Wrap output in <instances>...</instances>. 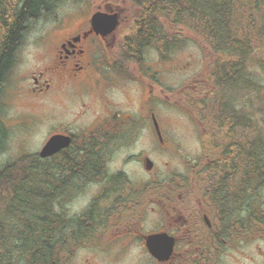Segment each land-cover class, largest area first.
<instances>
[{
  "label": "flooded vegetation",
  "instance_id": "af4514ba",
  "mask_svg": "<svg viewBox=\"0 0 264 264\" xmlns=\"http://www.w3.org/2000/svg\"><path fill=\"white\" fill-rule=\"evenodd\" d=\"M121 1L125 6L133 5L130 0ZM96 11L104 13L106 17L117 14V29L111 33H97L91 20ZM123 12L121 4L107 0L89 11L88 17L76 27L64 25L60 32H53L55 35L34 39L36 43L42 42L49 47L48 55L30 66L22 78L25 85L19 87L16 95H24L28 102L35 105L50 99L49 105L55 111L51 115L49 137L67 136L70 144L49 157L39 158L53 167L54 179H59L62 184L75 181L78 186L88 181L99 183L108 178L111 158L100 151L129 147L137 135L150 133L159 148L166 151L175 144V139L167 134L166 118L163 117L169 100L163 76L168 69L163 64L154 65L147 58H141L135 64L122 61L123 49L127 47V37L130 35L127 29L133 22L130 19L128 24L122 26L125 19ZM113 48L115 54H112ZM95 55H99L101 64L93 63ZM215 75L193 78V83L184 86L180 93L185 95L190 90L193 102L202 105L205 98L212 97L217 87ZM29 81L31 84L26 87ZM135 89L141 98L140 104L137 107L133 104L124 107L121 91L129 95L128 92L134 90L128 97L131 99ZM58 111L62 115L58 116ZM243 115L234 117L231 111L211 110L191 117L196 125L200 157L192 162L186 160L185 173L178 184H171L175 192L169 190L168 175L151 176L149 190L140 194L133 205L138 209L135 219L126 221V217L118 215L127 194L122 192L120 182L115 179L121 172L113 173L108 180L110 190L102 195V201L107 205L112 201L107 208L117 216L114 222L105 223L103 215H107L108 210L104 209L102 213L98 212L102 219L97 229H94L93 223V230L101 231V236L111 234L103 249H125L130 244H139L149 256L147 264H216L219 247L230 245L233 226H237L231 217V192L239 179L247 178L246 158H236V167L230 166L233 133L238 128L242 131L245 125ZM29 117L33 118L31 115ZM239 118L241 123L237 122ZM228 129L232 133L230 137ZM215 135H219L217 139ZM89 156H96L98 160L91 178L83 174L82 167ZM96 209L93 204L87 211L85 208L84 213ZM140 211H143L142 216ZM150 213L156 217L153 223L149 226L141 223L143 215ZM175 214L178 217L171 219ZM162 232L175 238L173 253L166 260L155 257L146 244L148 235ZM95 240L97 238L88 242L94 244Z\"/></svg>",
  "mask_w": 264,
  "mask_h": 264
},
{
  "label": "rangeland",
  "instance_id": "374dc122",
  "mask_svg": "<svg viewBox=\"0 0 264 264\" xmlns=\"http://www.w3.org/2000/svg\"><path fill=\"white\" fill-rule=\"evenodd\" d=\"M110 1L122 5L125 16L122 26L128 24L137 8L125 6L121 0ZM105 2L107 0H60L55 11L47 14L48 16H42L31 25L21 43L22 46L19 47L16 66L6 81L5 89L7 90L0 99L2 101L0 103V114L4 117L2 119L5 124L10 128L5 149L0 151V169L10 163L17 164L25 154H37L50 132L51 115L55 111L49 105L48 101L50 99H46V103L35 105L28 102L24 95H16L19 87L25 85L22 78L27 74L30 66L37 63L36 61L41 62L48 55L49 47H46L42 42L36 43L34 39L55 35L53 32H60L64 25L71 24L70 28L76 27L88 17L89 11ZM233 4L235 6L233 25L236 27L234 34L245 42L246 49L249 51L244 59L245 66L243 70L246 84L248 85L249 78L251 80L249 86L254 93H250L248 88V91H239L233 94V91L229 92L226 87L214 82L218 86L213 91L212 97L205 98L202 105L193 102L194 99L189 94L191 93L190 90L185 95L180 93L184 86L193 83V78L216 74V68L221 64H230L241 59L228 52L216 51L211 48L204 33H201L200 28H198L197 19L194 20L195 23L190 21L186 24L176 25L171 22L172 19L168 20L162 15L163 28L161 34L168 36V41H165V48L159 50L158 47L156 48L155 45L150 44L143 51L145 55L144 57L142 55V58L152 60L154 65L157 63L163 64L168 69L163 76L165 87L169 92L168 108L165 109L163 117L166 118L164 120L167 123V134L175 139V144L169 147L167 151L162 150L154 142L153 136L146 133L137 135L136 140L129 147H120L116 151L112 148H110V151H100L103 152L105 157L111 158L108 164V178H104L99 183L88 181L78 186H76L75 181H72L70 192L65 189L60 190L59 193L61 192V194L58 201L61 206L58 210L62 213V217L81 219L86 215L84 212L94 204V209L97 208L94 214L96 217L93 219L96 227L94 229L99 227L97 224L100 223L102 217L99 218L97 215L100 216L104 209L105 211L108 210L104 222H114V217L117 215L107 208L109 203L112 204V201L108 205L102 201V195L110 190L108 180L113 173L122 172L131 181L141 182L140 194H145L149 190L151 176L168 175L169 190L171 192L173 190L171 184H178L181 175L186 171L184 168L186 160L192 162L194 158L200 157L196 125L193 122L194 119L191 118L199 112L220 111L221 104L230 103L231 109L227 111L233 112L235 117H241L244 113L243 121L246 128H243L241 133L239 128L236 129V133H233L235 138L240 140L241 135L248 140L257 138L259 135L264 139V0H234ZM133 29H136V26ZM47 39L49 38L45 40ZM156 42L159 44L158 41ZM167 45L171 46L167 47ZM112 51H114L112 54H115V48ZM122 61L127 62L124 56ZM93 63L95 65L101 64L99 55L94 56ZM132 64H135V61H132ZM179 66H182L183 69L179 70L177 68ZM240 81H242L241 76ZM29 84H31L30 81L26 87ZM207 88L211 87L207 86ZM128 93L130 95L134 93V90ZM207 93H210V91ZM129 95H124L121 91V103L124 104V107H130L131 104L137 107L141 101L139 93L136 91L131 99H128ZM228 96H230V100H227ZM30 115L33 118L30 119ZM60 115L62 113L58 111V116ZM35 118L39 120L35 121ZM237 122L241 123V120ZM228 132L229 135L232 134L229 129ZM214 137L217 139L218 135ZM231 142L235 144L234 141ZM146 155L155 163L152 171H147L143 167V160ZM23 164L26 165L28 162L24 161ZM245 169L248 175L247 167ZM134 188L129 186L124 193L127 194ZM259 192L264 198V185H262ZM131 206L121 207L118 215H121L122 212V216L127 218L126 221L131 218L135 219V212L132 215L130 210L124 211L125 208ZM85 208L86 211H84ZM98 212L100 213L98 214ZM142 212L140 211V215ZM242 214L244 217L246 216L245 212ZM177 217L178 215L175 214L171 219ZM155 218L152 213L144 214L143 219L141 218L140 221L149 226ZM83 221H85L84 225L83 223L72 225L70 226L72 229L68 230L69 234L75 233L78 240H76V243L70 244L65 252H62L64 264H147L149 262V256L143 252L138 243V245L130 244L125 249H103L106 247L104 244L109 241L108 237L111 234L103 237L101 231L92 230L94 225L88 227L85 218ZM236 235L232 236L229 246L219 247L220 252L216 264H264V232L258 233L256 230H251L247 234L240 233ZM91 237L100 238L102 241L96 240L94 244H89L86 240ZM57 250L61 252L59 246Z\"/></svg>",
  "mask_w": 264,
  "mask_h": 264
},
{
  "label": "trees",
  "instance_id": "16d2710c",
  "mask_svg": "<svg viewBox=\"0 0 264 264\" xmlns=\"http://www.w3.org/2000/svg\"><path fill=\"white\" fill-rule=\"evenodd\" d=\"M132 1L138 11L133 17L136 29L127 37L126 61H141L143 51L150 44L159 50L165 48L168 36L161 34L162 15L168 20L172 19L171 22L176 25L190 21L195 23L194 20L197 19L198 28L204 33L211 48L241 59L216 68L218 85L233 91V94L249 89L250 93H254L249 86V78L248 85L246 84L243 70L244 59L249 51L245 42L234 34V0ZM59 3L60 0H0V97L16 64L19 47L31 25L42 16L55 11ZM230 99L228 96L227 100ZM219 109L227 111L231 109V105L223 103ZM239 120L241 118L237 121ZM244 126L242 127L246 128ZM9 130L0 117V151L5 149ZM232 141L239 144H232L230 166L235 168L234 160L242 157L246 158L244 165L248 169L247 178L239 179L231 192V217L237 225L233 226L232 235L247 234L251 230L261 233L264 232V198L259 190L264 185V139L258 135L257 138L247 140L240 135V140L233 136ZM20 159L17 164L10 163L0 169V264H64L62 252L69 248L71 241L78 240L75 233H68L72 229L70 226L81 223L84 225V218L88 227L93 225L95 210L84 215L83 220L62 217L58 210L61 206L58 201L61 194L59 191L65 189L70 192L71 184L61 185L59 179L56 181L52 167L49 163L40 161L38 154H25ZM88 159L82 165L83 174L91 178L98 160L96 156H89ZM24 161L28 164H23ZM115 179L120 182L122 192L129 186L137 187L123 173H119ZM139 195L140 192L136 189L127 193L121 207L132 206L124 211L130 210V214H137V206L133 207V203ZM244 212L245 217L242 214ZM97 217L100 218L101 215ZM58 246L61 252H58Z\"/></svg>",
  "mask_w": 264,
  "mask_h": 264
},
{
  "label": "water",
  "instance_id": "95a60500",
  "mask_svg": "<svg viewBox=\"0 0 264 264\" xmlns=\"http://www.w3.org/2000/svg\"><path fill=\"white\" fill-rule=\"evenodd\" d=\"M93 25L98 32H111L117 25V16L111 18L105 17L103 13H96L92 19ZM70 144V138L63 135H54L46 142L40 155L47 157L56 153L63 147ZM145 167L150 170L153 167V162L150 158L145 159ZM174 237L167 233L150 235L147 237V245L150 251L160 260H166L173 252Z\"/></svg>",
  "mask_w": 264,
  "mask_h": 264
}]
</instances>
